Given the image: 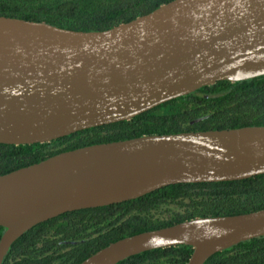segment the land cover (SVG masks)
Here are the masks:
<instances>
[{
	"label": "water",
	"instance_id": "water-1",
	"mask_svg": "<svg viewBox=\"0 0 264 264\" xmlns=\"http://www.w3.org/2000/svg\"><path fill=\"white\" fill-rule=\"evenodd\" d=\"M264 77V0H174L103 32L0 16V145L32 146L128 122L220 82ZM264 175V127L147 136L62 153L0 176V264L67 213L166 187ZM264 237V210L145 232L81 264L190 247L187 264Z\"/></svg>",
	"mask_w": 264,
	"mask_h": 264
},
{
	"label": "trees",
	"instance_id": "trees-1",
	"mask_svg": "<svg viewBox=\"0 0 264 264\" xmlns=\"http://www.w3.org/2000/svg\"><path fill=\"white\" fill-rule=\"evenodd\" d=\"M174 0H0V16L76 32H103ZM264 127V77L220 82L128 122L82 131L51 143L0 145V176L62 153L132 139ZM264 210V175L227 183L176 185L134 201L67 213L40 224L9 250L3 264H81L120 240L196 219ZM5 229L0 227V240ZM190 247L147 252L119 264H187ZM205 264H264V237L218 253Z\"/></svg>",
	"mask_w": 264,
	"mask_h": 264
}]
</instances>
